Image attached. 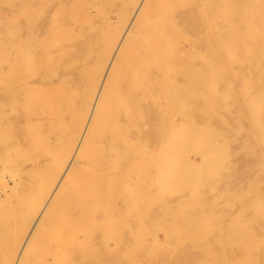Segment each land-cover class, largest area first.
I'll list each match as a JSON object with an SVG mask.
<instances>
[{
	"label": "rangeland",
	"instance_id": "rangeland-1",
	"mask_svg": "<svg viewBox=\"0 0 264 264\" xmlns=\"http://www.w3.org/2000/svg\"><path fill=\"white\" fill-rule=\"evenodd\" d=\"M71 1L54 10L53 24L46 29V10L57 0H0L4 76L16 73L8 68L19 29L22 72L43 75L46 82L40 78L38 98L26 106L18 97L12 100L8 88L1 96L6 112L11 104L19 108L14 106L16 119H4L0 129V220L9 219L0 226V264H8L11 242L22 238V243L31 233L37 204L54 191L62 170L73 161L67 154L83 109L126 31L132 35L130 45L110 74L116 80L112 77L99 125L101 139L108 136L102 139L108 141L99 137L91 162L76 176L77 184L91 181L88 219L73 237L45 233L44 242L33 243V256L25 264H264V0ZM143 3L146 14L136 19ZM141 27L149 28L144 32ZM26 54L32 66L24 61ZM5 147L7 153L1 150ZM153 169L151 185L148 173ZM136 191L139 204L134 205ZM65 198L63 206L75 199L71 194ZM67 238L79 242L76 259L69 258L72 253H46Z\"/></svg>",
	"mask_w": 264,
	"mask_h": 264
},
{
	"label": "bare ground",
	"instance_id": "bare-ground-1",
	"mask_svg": "<svg viewBox=\"0 0 264 264\" xmlns=\"http://www.w3.org/2000/svg\"><path fill=\"white\" fill-rule=\"evenodd\" d=\"M64 1H67V0H57V2H56V4H53V5H49L48 6V8H47V10H46V13H47V19H46V29H49V27L50 26H52V24H53V17H54V14H55V12H54V10H56V9H58V8H60V7H62L63 5H64ZM69 1V0H68ZM75 1H77V0H72L71 2H75ZM142 1V0H141ZM145 1V0H144ZM192 2H199L198 0H191ZM146 2V1H145ZM151 2V1H150ZM196 2V3H197ZM68 3V2H67ZM66 3V4H67ZM134 3V2H133ZM147 3V2H146ZM233 3L234 2H232V5H233ZM140 4V3H139ZM158 5V4H157ZM138 6V5H137ZM148 6V5H147ZM135 7V6H134ZM139 7V6H138ZM129 8V7H128ZM133 8V7H132ZM180 8V7H179ZM187 8V7H186ZM175 9V8H174ZM134 10V9H133ZM136 10V9H135ZM134 10V11H135ZM138 10H139V8H138ZM133 11V12H134ZM137 11V10H136ZM146 9L144 10V3H143V5H142V7L140 8V10L138 11V13H137V15H136V19H138L141 15H143V14H146ZM173 11V10H172ZM176 11V10H175ZM191 12L193 11V10H190ZM190 12V13H191ZM125 12H123V14H124ZM202 13H203V11H202ZM212 13V12H211ZM211 13H209L210 15H211ZM129 14H132V13H129ZM134 14V13H133ZM199 14V13H198ZM204 14V13H203ZM212 14H214V13H212ZM218 14V13H217ZM192 15V14H191ZM121 16V15H120ZM119 16V17H120ZM194 16V15H193ZM111 17V16H110ZM124 17H126V16H124ZM156 17V16H155ZM154 17V18H155ZM131 18H133V17H131ZM152 18V17H151ZM150 18V19H151ZM192 18V17H191ZM190 18V19H191ZM213 18H214V16H213ZM129 19V18H128ZM135 19V20H136ZM148 19V18H147ZM208 19H209V17H208ZM216 19H218V18H216ZM149 20V19H148ZM128 21V20H127ZM131 21V20H130ZM137 21H139V20H137ZM140 22H142V21H140ZM145 22V21H144ZM127 23V22H126ZM129 23V22H128ZM147 23V22H146ZM134 24V23H133ZM137 24H139V23H137ZM141 24V23H140ZM136 25V24H135ZM144 25H147V24H144ZM152 25V24H151ZM154 25V24H153ZM152 25V26H153ZM141 26V25H140ZM136 27V26H135ZM146 27V26H145ZM126 28H128V27H126ZM129 28H131L132 29V27H129ZM147 28H149V27H147ZM147 28H145V29H147ZM141 29H143V27H141ZM145 29H143V31L145 32ZM16 30V29H15ZM131 31V30H130ZM160 31V30H159ZM19 29L18 30H16L15 31V33H14V35H13V50H12V55H11V59H12V67L11 68H8V70L9 71H11V72H16L15 74H9V75H7V77L6 76H4V72L5 71H2L3 69L1 68L2 67V64L0 63V65H1V67H0V129L2 128V124H3V120L5 119L6 120V122H9L11 119H16V118H13V117H15V114L17 113V112H15V109H14V106H16V105H13V104H11V107H9V111H5V109H4V107H3V104L4 103H2L3 101H1V96H2V93H4L3 92V90L5 89V88H8V89H10V92H9V96L10 97H12V100H13V98L15 97V98H17L18 97V99H20V101H22V103L20 102V101H18V102H20V104H22L21 106H23V104H25V106L26 105H29V104H31L32 102H34L35 100H36V98H38L37 97V90H40V87H38L37 86V83L39 82V80H40V78L43 76H37L36 74H31L30 76L29 75H25L24 74V72H22L23 70L21 69V42H20V35H19ZM134 32V31H133ZM142 32V31H141ZM134 33H136V32H134ZM138 33V32H137ZM121 34V33H120ZM118 35H119V33H118ZM137 34H135V36H136ZM130 36H132V35H129V32H127L126 31V33H123V35H122V38H121V41H120V43H119V47H118V51H117V54H116V58L112 61V63H110V67H109V70L107 71V73L104 75V78H103V80H102V83H101V85L100 86H98V87H96L95 88V90H94V94H93V96L92 97H90V95H89V97H90V100L86 103V108H85V105H82V106H84V108L85 109H83L82 108V106L80 107V109H78L79 110V112H80V110H81V108L84 110V112H82V114H83V118H82V120H78L79 121V123L77 124V131H76V137L72 140V138H71V140H72V143H70V145H69V151H68V154H67V156L69 157V155L70 154H72L73 155V161L70 163V164H68L67 163V165L64 167V169L62 170L63 172H62V174H61V176L59 177V181H57L58 183H57V186H55L56 188L54 189V191L53 192H51V193H49L48 192V194H46V196L45 197H42L41 198V200H40V202H39V204H37V205H39L38 206V208L36 209V212H35V215H37V217H36V220L34 221V225H33V229H32V231H31V233H29V235L26 237V239H24L23 240V242L21 243V241H22V238H20L19 240L18 239H16V240H13L11 243H12V251H11V258H10V260L7 262L8 264H25L27 261H29L30 259H31V257L33 256V253H34V251H33V249L31 250V248H32V246H33V243H35V241L37 242V241H43L44 242V235H45V233H52V234H56L57 236L58 235H60L59 233H64L65 234V232H67L68 234L70 233V236L71 237H73V234H74V232H75V229H77V228H79V227H81L83 224H84V222H85V220L86 219H88L87 217L89 216V212H90V210H91V203L89 202L90 200H91V198L93 197L92 195H93V192H92V189H91V181L90 180H86V181H84L82 184H77V181H76V176H77V174L79 173V172H81L82 171V169H84V167L86 166V165H89V163L91 162V160H92V154L94 153V150L96 149V142H99L98 140H99V137H100V139H101V136L100 135H103L101 132H99V125H100V122H101V120H102V118H103V115H104V112H105V109H106V104L108 103L107 102V100L109 99V94L111 95V92H112V90H113V87H112V89H109V88H111L110 87V85H113L114 86V84H111L112 83V81H113V83H114V80H112V77L114 78V76H111L110 74L113 72V69L114 68H118L119 66H117V67H115V65L117 64V62L118 61H121V56L123 57V51H124V49L127 47V46H129L130 44H129V37ZM142 36L140 35V38H141ZM119 38V37H118ZM137 39V38H136ZM166 39V38H165ZM154 40V39H153ZM154 42V41H153ZM157 42V41H156ZM24 45H26V47H24L25 48V50H27V47H28V45H27V42H26V44H24ZM23 45V46H24ZM115 45V44H114ZM184 45V44H183ZM40 47V46H39ZM112 48H114V47H112ZM58 49V48H57ZM154 49V48H153ZM157 49V48H156ZM156 49H155V51H156ZM191 49V48H190ZM158 50V49H157ZM163 50V49H162ZM109 51V50H108ZM114 51V50H113ZM127 52V51H126ZM157 52V51H156ZM159 52H160V50H159ZM181 52V51H180ZM112 53V52H111ZM110 53V54H111ZM128 53V52H127ZM177 53H178V51H177ZM48 54V53H47ZM132 54V53H131ZM158 53H156V55H157ZM160 54V53H159ZM169 54V53H168ZM179 54V53H178ZM183 54V53H182ZM115 55V54H114ZM144 55V57H146L145 56V54H143ZM142 55V56H143ZM152 55V54H151ZM110 56V55H109ZM125 56V55H124ZM126 57L128 58V55H126ZM156 57V56H155ZM108 58V57H107ZM113 58V57H112ZM111 58V59H112ZM126 58V59H127ZM131 58H133V57H131ZM137 58H139V57H137ZM123 59H124V57H123ZM123 59H122V61H123ZM155 59V58H154ZM109 60V59H108ZM141 59H139L138 60V64H140V61ZM24 61H26V63L27 64H30L31 66H32V63H30L32 60L30 59V56H29V54H26V56H25V59H24ZM125 62V60L123 61V63ZM143 62H145L144 60H143ZM186 62V61H185ZM184 62V63H185ZM216 62V61H215ZM107 63V62H106ZM126 63V62H125ZM127 64V63H126ZM131 64V63H130ZM143 63H141V65H142ZM172 64V63H171ZM129 65V64H128ZM123 66H125V65H123ZM123 66H120V67H123ZM138 66H140V65H138ZM197 66V65H196ZM128 67V66H127ZM174 67V66H173ZM28 68V67H27ZM135 68H136V70H137V67L135 66ZM134 68V69H135ZM157 68V67H156ZM124 69H126V68H124ZM5 70V69H4ZM31 70H32V67H31ZM104 70V69H103ZM127 70V69H126ZM125 70V71H126ZM25 71V70H24ZM105 71V70H104ZM122 71H124L123 69H122ZM27 72H30V70L29 71H27ZM38 72V71H37ZM36 72V73H37ZM99 72H103V71H99ZM135 72V71H134ZM138 72V71H137ZM147 72V71H146ZM153 72H155V71H153ZM176 72V71H175ZM34 73V72H33ZM114 73H115V70H114ZM119 73V72H118ZM123 74H124V72H122ZM130 73H132L133 74V68H132V70H130ZM129 73V75H131ZM6 74V73H5ZM115 74H117V73H115ZM120 74V73H119ZM135 74V73H134ZM101 75V74H100ZM154 75V74H153ZM121 76H122V74H121ZM146 76H147V73H146ZM4 77H6L5 79H4ZM99 77V76H98ZM118 77V76H117ZM116 77V78H117ZM120 77V76H119ZM128 77V76H127ZM126 77V78H127ZM236 77V76H235ZM100 78V77H99ZM123 78V77H122ZM44 79V78H43ZM98 81H99V79L98 78H96ZM115 79V78H114ZM120 79V78H119ZM119 79L117 80V81H119ZM41 80H42V78H41ZM40 80V81H41ZM116 80V79H115ZM126 80V79H125ZM42 81H44V80H42ZM45 82V81H44ZM46 83V82H45ZM45 83H42V84H45ZM118 83V82H117ZM120 83H122V82H119V84ZM123 84V83H122ZM122 84H120L121 86H122ZM51 86V85H50ZM14 87V90H12L11 91V89ZM45 87V86H44ZM39 88V89H38ZM115 88V87H114ZM123 88V87H122ZM122 88H120V89H122ZM116 89V88H115ZM117 89H119V88H117ZM173 89V88H172ZM92 90H93V88L91 89V92H92ZM217 90V89H216ZM41 91V90H40ZM123 91V90H122ZM39 93H41V92H39ZM114 93V92H113ZM175 93H176V91H175ZM174 93V94H175ZM233 93V92H232ZM91 94V93H90ZM133 94V93H132ZM52 95V94H51ZM54 95V94H53ZM57 95V94H56ZM115 95V94H114ZM137 95V94H136ZM44 96V95H43ZM132 96H134V95H132ZM189 96V95H188ZM3 97V96H2ZM9 97V98H10ZM41 97V96H40ZM44 98V97H43ZM54 99L56 98V96L55 97H53ZM3 99V98H2ZM42 99V98H41ZM46 99V98H45ZM89 99V98H88ZM112 100V99H111ZM203 100V99H202ZM41 101H43V100H41ZM56 101H57V99H56ZM55 101V102H56ZM109 101H110V99H109ZM135 101H136V99H135ZM13 103V102H12ZM15 103V102H14ZM37 103V102H36ZM41 103V102H40ZM52 103V102H51ZM56 103H58V102H56ZM110 103H112V102H110ZM187 103V102H186ZM37 104H39V103H37ZM41 104H43V103H41ZM55 103H53V105H54ZM81 104V103H80ZM79 104V105H80ZM18 105V104H17ZM135 105H137V104H135L134 103V106ZM227 105H228V103H227ZM51 106H52V104H51ZM109 106H111V104H109ZM17 107V106H16ZM115 107H117V106H115ZM119 107V106H118ZM166 107V106H165ZM224 107V106H223ZM6 108V107H5ZM17 108H19V107H17ZM26 108V107H25ZM36 108V107H35ZM44 108V107H43ZM54 108V107H53ZM52 108V109H53ZM112 108V107H111ZM124 108H126V107H124ZM23 109V108H22ZM46 109H47V107H46ZM108 109H109V107H108ZM18 110V109H17ZM32 110V109H31ZM107 110V109H106ZM115 110L116 111H118L117 110V108H115ZM229 110V109H228ZM19 111V110H18ZM25 111H27V109L25 110ZM47 111V110H46ZM109 111H111V110H109ZM43 112H44V109H43ZM60 112H62V111H60ZM78 112V111H77ZM78 112V113H79ZM125 112H127V110L125 111ZM131 112V111H130ZM180 112V111H179ZM21 114H22V112H20ZM113 113V112H112ZM122 113H123V111H122ZM36 115H38L39 113L37 112V113H35ZM41 114V113H40ZM39 114V115H40ZM62 114V113H61ZM80 115H81V113H79ZM106 114V113H105ZM114 114H116L117 115V113H114ZM127 114H132V113H129V111L127 112ZM127 114H126V116H127ZM29 115V114H28ZM27 115V116H28ZM38 115V116H39ZM45 115V114H44ZM69 115H71V114H69ZM76 115V114H75ZM78 115V114H77ZM107 115V114H106ZM124 115V114H123ZM154 113H152L151 114V116H150V119L152 120V119H154ZM18 116H20V115H18ZM66 115H64V117H65ZM107 116H112L111 115V112H110V114L109 115H107ZM221 116V115H220ZM22 117V116H21ZM24 117V116H23ZM41 117V116H40ZM61 117V116H60ZM116 117V116H115ZM115 117H114V121H116L117 119H115ZM119 117V116H118ZM128 117H129V115H128ZM25 119L27 118V117H24ZM36 118V117H35ZM51 118V117H50ZM76 118H77V116H76ZM76 118H74V119H76ZM104 118H105V115H104ZM18 120H19V118H17ZM30 119V118H29ZM34 119V118H33ZM108 119H109V117H108ZM111 119H113V118H111ZM108 120V121H110V123H112L111 121H113V120ZM21 120V119H20ZM19 120V121H20ZM106 120H107V118H106ZM119 120V119H118ZM117 120V121H118ZM25 121V120H24ZM105 121V120H104ZM103 121V122H104ZM113 121V122H114ZM174 121V120H173ZM176 121V120H175ZM22 123V122H21ZM30 123V122H29ZM74 123V122H73ZM7 124V123H6ZM103 124V123H102ZM104 124H105V122H104ZM152 124H154V123H152ZM11 125V124H10ZM72 125H74V124H72ZM200 125V124H199ZM101 126V125H100ZM108 126H109V124H108ZM16 127V126H15ZM28 127V126H27ZM37 127V126H36ZM38 127H40V126H38ZM110 127V126H109ZM120 127V126H119ZM119 127H117V128H119ZM122 127V126H121ZM45 128V127H44ZM43 128V129H44ZM154 127H153V125H151V129H153ZM4 129H6V128H4ZM10 129V128H9ZM25 129V128H24ZM23 129V130H24ZM72 129V128H71ZM74 129V128H73ZM100 129H102V128H100ZM104 129H108V127H104ZM110 129V128H109ZM112 129V128H111ZM110 129V130H111ZM48 130V129H47ZM52 130V129H51ZM67 130V129H66ZM76 130V129H75ZM217 130V129H216ZM20 131V130H19ZM19 131H18V133H19ZM70 131V130H69ZM72 131V130H71ZM239 131V130H238ZM39 133H41L40 131H38ZM49 132H51V131H49ZM53 132V131H52ZM67 132V131H66ZM106 132V131H105ZM111 132L112 131H110L109 132V134L111 135ZM36 133V132H35ZM100 133V134H99ZM49 134H52V133H49ZM74 134V133H73ZM105 134H107V132L105 133ZM221 134V133H220ZM237 134V133H236ZM4 135V134H3ZM15 135V134H14ZM19 135V134H18ZM37 135V134H36ZM42 136H43V134H41ZM61 135V134H60ZM67 135H68V133H67ZM108 135V134H107ZM113 135H116V136H114V138L115 137H117V134L116 133H114ZM32 136V135H31ZM52 136H54V135H52ZM105 136V135H104ZM20 137V136H19ZM46 137H47V134H46ZM56 137V136H55ZM55 137H52L51 139H53L54 138V141H55ZM106 137H108V136H105V138ZM151 137H153V134H151ZM223 137V136H222ZM21 138V137H20ZM49 137H47V139H48ZM64 138H66V137H64ZM63 138V139H64ZM104 137L102 138V139H105ZM8 139V138H7ZM67 139H68V136H67ZM101 139V142L102 141H104V140H102ZM108 139V138H107ZM255 139V138H254ZM70 139H68V141H69ZM9 141V140H8ZM105 141H108V140H105ZM105 141H104V143H105ZM191 141V140H190ZM189 141V142H190ZM1 142V141H0ZM17 142V141H16ZM27 142V141H26ZM47 142V141H46ZM48 142H50V141H48ZM113 142V141H112ZM111 142V143H112ZM200 142V141H199ZM1 143H4V142H1ZM45 143V142H44ZM103 143V145H105ZM190 143H192V142H190ZM189 143V144H190ZM227 143V142H226ZM50 144V143H49ZM48 144V145H49ZM52 144H54V143H52ZM52 144H50V147H52L53 145ZM61 144V143H60ZM106 144H108V142L106 143ZM23 145H24V143H23ZM30 145V144H29ZM46 145V144H45ZM52 145V146H51ZM58 145H59V143H58ZM112 145H113V143H112ZM185 145V144H184ZM191 145V144H190ZM201 145V144H200ZM9 146H12V144H10ZM26 146V145H25ZM25 146H24V148H25ZM65 146V145H64ZM108 146L110 147V143L108 144ZM107 145H106V147H108ZM187 146V145H186ZM195 146V145H194ZM193 146V147H194ZM199 146V145H198ZM20 147H21V145H20ZM109 147H108V149H109ZM189 147V146H188ZM196 147V146H195ZM49 148V147H48ZM68 148V147H67ZM105 148V147H104ZM181 148V147H180ZM191 148V147H190ZM197 148V147H196ZM229 148V147H228ZM9 148L7 147H5V148H2L1 150L2 151H4V153L6 152L7 153V150H8ZM50 149V148H49ZM62 149H63V147H62ZM182 149V148H181ZM183 149H185V148H183ZM105 150V149H104ZM107 150V149H106ZM188 150V149H187ZM204 150H207V149H204ZM59 151V150H58ZM185 151V150H184ZM196 151V150H195ZM12 152V151H11ZM45 152V151H44ZM98 152V151H97ZM107 152H109V150L107 151ZM2 153V152H1ZM1 153H0V155H1ZM105 153V152H104ZM179 153H180V151H179ZM184 153V152H183ZM199 153H202V152H200L199 151ZM45 154V153H44ZM54 154H56V153H54ZM65 154V153H64ZM138 154V153H137ZM136 153H135V155H137ZM205 154V153H204ZM51 154H49V156H50ZM110 155V154H109ZM108 155V156H109ZM65 156H66V154H65ZM102 156H103V159H104V155H103V153H102ZM152 156V155H151ZM185 156V155H184ZM210 156V155H209ZM3 157V156H2ZM1 157V158H2ZM46 157H48L47 156V154H46ZM137 157H139V156H137ZM205 157V156H204ZM65 158V157H64ZM63 158V159H64ZM107 158V157H106ZM106 158L104 159V160H106ZM133 158H134V156H133ZM154 158V157H153ZM152 158V159H153ZM206 159H208L207 157H205ZM3 159H5L4 157H3ZM8 159V158H7ZM35 159H36V157H35ZM34 159V160H35ZM138 159V158H137ZM140 159V158H139ZM9 160V159H8ZM179 160H182V161H184L185 162V159H179ZM187 160V159H186ZM203 160V159H202ZM205 160V159H204ZM18 161V160H17ZM64 161V160H63ZM67 161V160H66ZM132 161H133V159H132ZM140 161V160H139ZM181 161V162H182ZM4 162V161H3ZM16 162V161H15ZM20 162V161H19ZM136 162V161H135ZM166 162V161H165ZM187 162H188V160H187ZM63 163V162H62ZM104 163H107V161L106 162H104ZM137 163H139V162H136L135 164H137ZM183 163V162H182ZM189 163V162H188ZM24 164V163H23ZM51 164V163H50ZM55 164V163H54ZM53 164V165H54ZM100 164H102V162L100 163ZM99 164V165H100ZM192 163H190V165H191ZM201 164V163H200ZM232 164V163H231ZM236 164V163H235ZM25 165H27V164H25ZM24 165V166H25ZM56 165V164H55ZM198 165V164H197ZM189 166V165H188ZM192 166V165H191ZM191 166H189V167H191ZM198 166H200V165H198ZM15 167V166H14ZM52 167V166H51ZM60 167V166H59ZM62 167H63V165H62ZM107 167V166H106ZM111 167V166H110ZM152 167V166H151ZM188 167V168H189ZM5 168V167H4ZM56 168V167H55ZM103 168V167H102ZM133 168H134V166H133ZM195 168H197V167H195ZM194 168V169H195ZM51 169V168H50ZM100 169V168H99ZM13 170V169H12ZM17 170V169H16ZM18 170H19V168H18ZM52 170H53V168H52ZM55 171H57L56 169H54ZM85 170V169H84ZM137 170H138V167H137ZM189 170H193V167H192V169L190 168ZM59 171V170H58ZM94 171V170H93ZM135 171V170H134ZM152 171H154V169L153 170H150L149 171V173H148V179H149V183H150V179H152L151 178V173H152ZM2 172H3V170H2ZM92 172V171H91ZM101 172V171H100ZM136 172V171H135ZM1 173V172H0ZM5 173V172H4ZM16 173H18V172H16ZM16 173H15V175H16ZM21 173V172H20ZM22 173H26V172H22ZM29 173V172H28ZM97 173H99V172H97ZM138 173V172H137ZM12 174H13V172H12ZM19 174V173H18ZM17 174V175H18ZM56 174V173H55ZM60 174V173H59ZM156 174V173H155ZM255 174H257V172L255 173ZM6 175V174H5ZM20 175V174H19ZM27 175V174H26ZM36 175V174H35ZM39 175V174H38ZM51 175V174H50ZM91 175H93V174H91ZM1 176V175H0ZM3 176V175H2ZM1 176V178H4V177H2ZM40 176H41V173H40ZM138 176V175H137ZM153 176V175H152ZM19 177V176H18ZM30 177V176H29ZM58 177V176H57ZM10 178V177H9ZM8 178V179H9ZM26 178V177H25ZM37 178V177H36ZM256 178V177H255ZM11 179V178H10ZM17 179H19V178H17ZM16 179V180H17ZM35 179V178H34ZM58 179V178H57ZM1 180V179H0ZM4 180V179H3ZM48 180V179H47ZM50 180V179H49ZM99 180V179H98ZM134 180H135V178H134ZM12 181V180H11ZM2 182V181H1ZM16 182V181H15ZM34 182H36V181H34ZM48 182V181H47ZM46 182V183H47ZM17 183V182H16ZM136 183V182H135ZM2 184V183H1ZM42 184V183H41ZM137 184H139V182L137 183ZM151 184V183H150ZM8 185V184H7ZM11 185V184H10ZM20 185H22V184H20ZM34 185V184H33ZM48 185H50V184H48ZM55 185V184H54ZM53 185V186H54ZM136 185V184H135ZM152 185V184H151ZM242 185V184H241ZM13 186V185H12ZM51 186V185H50ZM137 186V185H136ZM9 187V186H8ZM7 187V188H8ZM19 187V186H18ZM25 187V186H24ZM29 187V186H28ZM48 187V186H47ZM125 187V186H124ZM152 187V186H151ZM3 188H4V193H2L3 195L6 193L5 191H6V185L5 186H3ZM33 188V187H32ZM214 188V187H213ZM241 188V187H240ZM27 189V188H26ZM35 189V188H34ZM39 189H41V188H39ZM39 189L37 190V191H39ZM49 189V188H48ZM135 189V188H134ZM158 189V188H157ZM9 190H10V187H9ZM50 190V189H49ZM137 190V189H136ZM242 190V189H241ZM48 191V190H47ZM135 191V190H134ZM159 191V190H158ZM228 191V190H227ZM263 191H264V189H263ZM14 192H16V191H14ZM40 192V191H39ZM11 194H12V192H11ZM69 194H71V195H73L74 197H75V199L73 200V202H71L70 204H68V205H65L64 204V206H63V203H62V200L66 197V196H68ZM261 194V193H260ZM16 195V194H15ZM100 195V194H99ZM139 193H138V191H136V193H135V196H134V202H133V204L135 205L137 202H138V200H139ZM262 195V194H261ZM101 196V195H100ZM153 196H155V195H153ZM238 196H240L239 194L237 195V197ZM10 197H11V195H10ZM21 197H23V195H21ZM155 197H157V196H155ZM161 197H162V195H161ZM257 197V196H256ZM12 198V197H11ZM34 198V197H33ZM102 198V197H101ZM219 198V197H218ZM36 199V198H35ZM39 199V198H38ZM66 199V198H65ZM184 199H185V197H184ZM187 199V198H186ZM16 200V199H15ZM261 200V199H260ZM8 201V200H7ZM38 201V200H37ZM155 201V200H154ZM157 201V200H156ZM36 202V201H35ZM34 202V203H35ZM31 203V202H30ZM178 203V202H177ZM226 203V202H225ZM138 204H139V202H138ZM166 204V203H165ZM171 204V203H170ZM191 204V203H190ZM227 204V203H226ZM254 204V203H253ZM23 205V204H22ZM25 205V204H24ZM172 205V204H171ZM180 205V204H179ZM20 206V205H19ZM139 206V205H138ZM30 207H32V206H30ZM22 208V207H21ZM211 208V207H210ZM24 209V208H23ZM26 209V208H25ZM95 210H97V209H95ZM192 210V209H191ZM209 210H212V209H209ZM13 211V210H12ZM11 211V212H12ZM25 211V210H24ZM231 211V210H230ZM237 211V210H236ZM21 212V211H20ZM24 213V212H23ZM27 213V212H26ZM95 213V212H94ZM207 213H209V212H207ZM11 214V213H10ZM179 214V213H178ZM221 214V213H220ZM253 214V213H252ZM22 215V214H21ZM206 215V214H205ZM12 216H14V215H12ZM30 217V216H29ZM33 217H35L34 215H33ZM96 217V216H95ZM178 217V216H177ZM176 217V218H177ZM207 217V216H206ZM27 218V217H26ZM213 218V217H212ZM2 220V219H1ZM0 220V226H1V228L3 227L2 226V223L3 222H7V221H9V219H6V220H2L1 221ZM27 220V219H26ZM26 220H24V222L26 221ZM209 220V219H208ZM251 220V219H250ZM171 221V220H170ZM200 221V220H199ZM198 221V222H199ZM220 221V220H219ZM30 222V221H29ZM161 222V221H160ZM166 222V221H165ZM197 222V223H198ZM221 223V222H220ZM249 223V222H248ZM12 224H13V222H12ZM15 224V223H14ZM28 224V223H27ZM31 224V223H30ZM5 225V224H4ZM10 225V224H9ZM16 225V224H15ZM23 225H24V223H23ZM156 225V224H155ZM6 226H8L7 224H6ZM12 226V225H11ZM22 226V225H21ZM137 226V225H136ZM219 226V225H218ZM231 227V226H230ZM9 228V227H8ZM84 228V227H83ZM89 228V227H88ZM87 228V229H88ZM94 228V227H93ZM137 228V227H136ZM155 228V227H154ZM181 228V227H180ZM183 229V228H182ZM181 229V230H182ZM224 229V228H223ZM1 230V229H0ZM27 230V229H26ZM94 230H95V228H94ZM210 230V229H209ZM208 230V231H209ZM225 230V229H224ZM4 231V230H3ZM28 231V230H27ZM50 231V232H49ZM96 231V230H95ZM205 231V230H204ZM6 232V231H5ZM10 232V231H9ZM83 232H85V231H83ZM98 232V231H97ZM174 232V231H173ZM221 232V231H220ZM11 233V232H10ZM81 233V232H80ZM226 233V232H225ZM231 233V232H230ZM24 234H26V233H24ZM28 234V233H27ZM96 234V233H95ZM141 234V233H140ZM10 235V234H9ZM11 235H12V233H11ZM167 235V234H166ZM22 236V235H21ZM69 236V237H70ZM98 236H101V235H98ZM120 237L122 236L121 234L119 235ZM233 236V235H232ZM4 237V236H3ZM24 237V236H23ZM78 237V236H77ZM81 237V236H80ZM79 237V238H80ZM95 237H96V235H95ZM234 237H236V236H234ZM239 237V236H238ZM14 238V237H13ZM12 238V239H13ZM237 238V237H236ZM78 239V238H77ZM94 238H92L91 240H93ZM99 239V238H98ZM118 239V238H117ZM261 239H262V237H261ZM5 240V239H4ZM95 240V239H94ZM94 240H93V242H94ZM125 240V239H124ZM240 240V239H239ZM248 240V239H247ZM117 241H120L121 242V240H117ZM93 242L91 243V244H93ZM97 243L99 242V241H96ZM106 242V241H105ZM119 242V243H120ZM122 242H123V240H122ZM196 242V241H195ZM2 243H3V241H2ZM95 243V242H94ZM101 243V242H100ZM219 243V242H218ZM249 243V242H248ZM6 244H7V242H6ZM88 244V243H87ZM220 244V243H219ZM1 245V244H0ZM3 245H4V243H3ZM118 245V244H117ZM176 245V244H175ZM174 245V246H175ZM179 245V244H178ZM8 246V245H7ZM78 246H79V242H77L75 239L73 240V238L71 239H64V240H60L58 243H56V246L54 247V248H51L50 250H46L47 252L46 253H48L50 256H52V257H55L56 255H57V253H60V255L62 254V253H66V254H68V253H72L70 256L71 257H69L70 259H71V261L72 260H74V259H76L77 257L75 256V249L76 248H78ZM85 246H87V245H85ZM89 246H91V245H89ZM154 246V245H153ZM248 246V245H247ZM4 247H5V245H4ZM9 247V246H8ZM40 247V246H39ZM1 248H2V246H1ZM34 248V247H33ZM195 249V248H194ZM5 250H6V248H5ZM263 250V249H262ZM207 251V250H206ZM246 251V250H245ZM2 251H0V253H1ZM85 252V251H84ZM89 252V251H88ZM173 252V251H172ZM251 252V251H250ZM248 253V252H247ZM9 254V255H10ZM235 254V253H234ZM1 255V254H0ZM5 255V254H4ZM6 255H8L7 254V251H6ZM59 255V256H60ZM241 257V256H240ZM1 258H3V257H1ZM57 258V257H56ZM9 259V258H8ZM41 259H43V258H41ZM243 259V258H242ZM2 261V260H1ZM5 261V260H4ZM56 262V261H55ZM28 263V262H27ZM60 263V262H59ZM257 263V262H256ZM3 264H5L4 262H3ZM57 264V263H56ZM246 264V263H245Z\"/></svg>",
	"mask_w": 264,
	"mask_h": 264
}]
</instances>
